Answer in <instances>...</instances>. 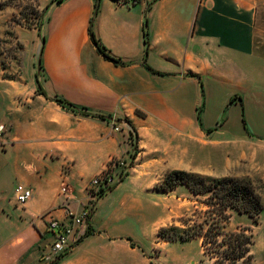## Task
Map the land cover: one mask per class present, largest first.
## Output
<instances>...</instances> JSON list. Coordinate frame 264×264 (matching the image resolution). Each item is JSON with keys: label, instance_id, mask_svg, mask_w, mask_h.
<instances>
[{"label": "crops", "instance_id": "1", "mask_svg": "<svg viewBox=\"0 0 264 264\" xmlns=\"http://www.w3.org/2000/svg\"><path fill=\"white\" fill-rule=\"evenodd\" d=\"M96 3L51 4L40 29L42 49L33 28L29 62L21 69L10 66L11 76L3 77L20 92L11 95L13 115L0 122V147L9 154L5 175L0 164V264H48L54 259L49 219L67 220L89 207L95 198L88 191L89 179L111 160L130 158L126 119L137 132L130 173L96 199L86 224L94 232L57 264H114L120 255L112 244L136 247L126 232H115V224L125 217L117 216L113 225L96 221L98 204L126 181L137 180L153 197L172 196L178 187L192 197L184 184L168 193L156 185L173 169L220 177L244 158L259 164L257 146L264 147V135L253 128L254 116H263L264 124V0H98L93 30L113 56L126 62L122 65L105 59L90 38ZM149 3L145 64L143 28ZM37 73L47 97L37 92ZM21 84L28 88L25 94ZM56 96L106 118L63 107L51 99ZM215 96L224 102L211 112L201 110L199 121L202 103ZM234 96L241 100L229 103ZM237 105L249 124L238 135L228 130L227 120L219 123L223 110ZM210 115L216 117L211 120ZM77 176L85 192L79 203L74 201ZM62 185L68 193L61 192ZM19 186L32 191L23 204L17 202Z\"/></svg>", "mask_w": 264, "mask_h": 264}, {"label": "rangeland", "instance_id": "2", "mask_svg": "<svg viewBox=\"0 0 264 264\" xmlns=\"http://www.w3.org/2000/svg\"><path fill=\"white\" fill-rule=\"evenodd\" d=\"M51 0H0V122H6L14 113L15 104L11 95H18V86L3 77H10L16 66L22 67V63L30 60L33 54V42L36 39L31 29L39 27L44 18V8ZM122 2H135L137 0H121ZM148 2L152 0H147ZM25 44L28 49L25 50ZM38 59V56H37ZM22 85V93L25 94L27 87ZM205 102V101H204ZM224 102L221 96L208 97L206 104L202 103L201 108L211 112V107ZM229 106V105H228ZM211 120L216 116L212 117ZM257 126L253 131L264 135V124H261L263 116H254ZM227 120V121H226ZM227 122L228 130L238 135L239 131H247L242 120V109L237 105L223 110L219 123ZM246 126L248 127L245 120ZM245 129V130H244ZM1 146V145H0ZM8 146V143L5 144ZM249 150V149H248ZM247 150V151H248ZM259 164L244 158L237 168L230 172L231 176H238L252 180L263 194L264 201V147L257 146ZM131 154V153H130ZM7 154L0 147V164L3 166V175L9 172L6 162ZM260 160L263 161L261 164ZM132 163V164H131ZM134 160L131 157L124 160L115 169V180L118 173L126 177L130 173ZM114 168L112 164L111 169ZM113 172V171H112ZM210 177H218L207 175ZM93 178V177H92ZM91 178V179H92ZM75 187V203L85 200V192L82 189L81 178L77 176ZM88 181V185L90 180ZM135 182L137 180H134ZM134 181H126L118 189L108 195L98 206L96 221L99 225H113L115 218L119 215L125 217L124 221L117 225L115 232H126L135 244V248H126L122 243H115L110 246L112 250L119 253L120 257L113 261L114 264H212L207 256L202 253L199 239L186 242H166L158 237L157 231L160 226L175 224L180 226L179 218L189 215L196 207L202 205L188 197L186 192L178 187L172 196L153 197L136 185ZM158 182V181H157ZM152 181L153 185L157 183ZM158 185V184H157ZM89 191V190H88ZM90 193V192H89ZM91 195V193H90ZM97 197L93 198L94 200ZM79 200V201H78ZM93 204L90 203V207ZM240 226H251L253 228L254 243L252 253L254 260L252 264H264V210L260 213L259 222L255 223L247 214H239L233 211L232 218L228 223L229 230H235ZM52 254V251H51ZM57 256L52 254L54 258ZM52 258V259H53ZM240 264V263H239Z\"/></svg>", "mask_w": 264, "mask_h": 264}, {"label": "trees", "instance_id": "3", "mask_svg": "<svg viewBox=\"0 0 264 264\" xmlns=\"http://www.w3.org/2000/svg\"><path fill=\"white\" fill-rule=\"evenodd\" d=\"M59 2H61V0H51L44 8V16L51 4ZM150 7L151 3L148 4V7L145 11L143 28L145 43L143 62L145 64L150 48L147 16ZM97 12L98 0L95 5L94 15L91 18L88 28V32L93 44L95 45L97 51L105 59L110 60L115 64H126L125 61L113 56L101 42L99 37L95 34L93 30V21ZM41 24L42 22L40 23L39 27H36V29L41 39L42 49L45 38L40 32ZM37 67L40 70L42 69L40 56L38 58ZM150 69L154 72H157L152 68ZM39 74L40 73L36 74L38 83L37 92L47 97V93L41 87V83L39 82ZM51 99L55 100L63 107H67L84 114H92L89 113L86 108H79L61 97L56 96ZM236 99L241 100L239 96H234L230 99L229 103L234 102ZM201 110L202 108L200 107L198 112L199 121L201 119ZM92 115L106 118L104 115ZM242 120L244 127L247 129L243 111ZM126 121L131 126L130 139L132 141L133 147L130 157L132 160H135L137 154V132L132 123L128 119H126ZM211 130L212 129H209L208 131L210 132ZM124 178L125 175L122 176L116 184L107 189V191L102 190L96 199L101 198L109 191L113 190L119 182L124 180ZM179 184H184L191 192V198L198 201L202 207H196L189 215L180 217L178 220L180 226L175 224L169 226H160L157 231L158 237L164 239L166 242H186L193 239H199L202 253L212 261V264H252L254 260V255L252 253V244L254 243L253 228L251 226H240L235 230H229L227 226L232 218L233 211H236L239 214H247L255 223L259 222L260 213L264 210L263 194L259 187L248 178L231 175L210 177L192 171L173 169L165 173L163 182L156 185V188L162 192L168 193L176 188ZM96 199L91 201L93 206L91 207V211L88 212V217H91ZM93 232L94 228L88 221L85 234L81 236L72 245V247L79 243L85 236H88ZM127 239L131 241V246H134L132 238L127 237ZM69 250H66L64 253L56 256L48 264H57L63 258V256L69 252Z\"/></svg>", "mask_w": 264, "mask_h": 264}, {"label": "built area", "instance_id": "4", "mask_svg": "<svg viewBox=\"0 0 264 264\" xmlns=\"http://www.w3.org/2000/svg\"><path fill=\"white\" fill-rule=\"evenodd\" d=\"M115 123V122H114ZM116 124V123H115ZM3 126L0 127V130ZM117 129V127H116ZM124 163L122 158L113 159L104 171L95 175L89 182L88 190L97 197L102 190L109 189L111 186L116 184L119 179L124 176L123 173H118L117 181L115 180V169ZM112 164L114 168L111 169ZM113 171V172H112ZM61 192L68 193V186L62 185ZM32 196V191L25 187H18L17 189V202L19 204L25 203ZM91 211V207H87L79 214H72L67 220L49 219L47 223V232L53 236L51 243L52 254L55 253L57 256L64 253L66 250L71 249L72 245L85 234L86 224L88 219V212ZM56 257V256H55ZM54 257V258H55Z\"/></svg>", "mask_w": 264, "mask_h": 264}, {"label": "water", "instance_id": "5", "mask_svg": "<svg viewBox=\"0 0 264 264\" xmlns=\"http://www.w3.org/2000/svg\"><path fill=\"white\" fill-rule=\"evenodd\" d=\"M39 69V68H38Z\"/></svg>", "mask_w": 264, "mask_h": 264}]
</instances>
